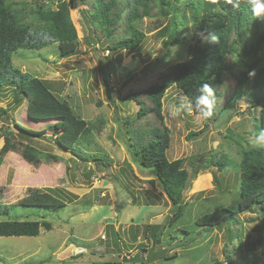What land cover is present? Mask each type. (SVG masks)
I'll return each instance as SVG.
<instances>
[{"label":"rangeland","instance_id":"1","mask_svg":"<svg viewBox=\"0 0 264 264\" xmlns=\"http://www.w3.org/2000/svg\"><path fill=\"white\" fill-rule=\"evenodd\" d=\"M79 1L74 0L76 5L70 9L79 37L72 55L61 57L58 43L52 42L40 49L20 48L13 55V64L45 80L53 92L70 102L75 115L90 122L92 134L80 139L83 147L91 153L108 154L112 165L98 171L94 162H83L60 148L50 135L54 120L31 121L28 100L17 104L16 89L1 86L0 108L7 112L0 115V148L6 142L4 129L10 128L14 135L9 138L12 148L0 165V203L9 205L10 215H0V220L45 219L53 228L42 227L37 236H0V264H230L227 257L233 264H251L256 255L264 261V242L258 239L262 222L256 212L239 213L241 223L231 225L233 240L226 226L199 233L202 228L193 225L200 214L220 203L236 205L239 174L235 164L242 157V146L261 144L252 135L257 112L245 93L257 92L253 77L242 88L241 98L220 113L241 88L239 76L249 71L251 59L243 46L236 41V53L228 56L231 68L215 88L217 97L210 98V119L195 113L176 85L165 92L169 159L184 158L190 174L205 160L216 161L222 155L231 163L224 170L217 164L201 167L184 192L186 214L173 225H155L162 242L153 247L152 238L143 235L145 225L165 223L173 210L155 169L142 166L130 145L135 143V129L146 139L149 129L162 125L154 111L136 118L142 105L127 96L160 82L162 73L188 58L186 43L165 47L161 29L169 18L154 10L138 23L146 33L138 49H109L114 41L89 22L87 7L93 0L87 5ZM50 4L47 0H14L13 7L21 11L22 20L36 27L44 23L37 20L38 7ZM192 30L190 24V35ZM122 31L118 29L116 35ZM138 99L152 107L144 93ZM127 117L136 119L130 127L125 123ZM192 132L197 134L190 138ZM27 144L39 152L37 163L24 157ZM47 188L57 189L67 200L62 209L18 204L33 190ZM187 239L194 242L186 244ZM140 244L147 250L139 249ZM139 254L141 258H137ZM150 254L152 258L147 260Z\"/></svg>","mask_w":264,"mask_h":264},{"label":"trees","instance_id":"2","mask_svg":"<svg viewBox=\"0 0 264 264\" xmlns=\"http://www.w3.org/2000/svg\"><path fill=\"white\" fill-rule=\"evenodd\" d=\"M47 1L51 2L49 6H40L37 10V20L44 23L33 27L22 20L21 11L13 7L14 0H0V87L5 85L15 88L17 104L28 100L27 116L31 121L54 120L50 124V135L60 148L71 151L83 162H94L95 170H103V167L112 165V158L106 153L86 151L80 141L91 136L90 122L75 115L70 102L53 92L45 80L23 72L13 64V55L20 48L40 49L56 42L61 57L70 56L77 50L79 37L70 14V9L76 5L74 0ZM79 2L88 4V0ZM154 10L164 18H169L161 29V34L165 36V47L186 43L188 58L162 73L160 82L140 91L151 100L152 107H145L138 99L140 92L127 96L142 105L136 118L141 119L154 111L161 122L162 128L149 129L146 139L140 129H135V143L130 146L142 166L155 169L173 210L165 223L146 224L143 235L146 239L152 238L153 247L161 244L155 225H173L186 214L184 192L191 178H196L201 167L208 169L217 164L220 170H224L231 163L226 155H222L216 161L211 159L208 163L205 160L190 174L184 158L169 159L167 150L171 135L164 120L163 97L170 87L176 85L188 97L193 111L210 119L213 109L210 98L217 97L215 88L223 73L231 68L228 56L236 53V41H239L243 52L250 56L249 71L239 76L241 88H237L220 113L228 108L230 102L241 98L242 88L253 77L257 92L247 90L245 93L251 96V107L257 112L252 135L261 144L248 143L242 146V157L235 164L239 174V199L236 205L220 203L214 209L200 214L193 225L202 228L199 233L216 226H226L230 232L229 239L233 240L235 232L231 225L241 223L239 213L254 211L262 222L258 239L264 242V0H93L92 6L87 7L89 22L94 23L96 28H102L103 34L114 41V44L108 45L113 50L138 49L146 38V33L138 23L151 16ZM190 24L193 26L191 35ZM118 29L123 31L116 35ZM6 112V108H0V115ZM134 120L127 117L125 123L130 127ZM16 125L22 131L30 132L23 124ZM196 134L192 132L189 136L191 138ZM4 135L6 142L0 148V165L5 153L12 148L9 138L14 133L7 128L4 129ZM23 155L33 163L39 161V152L31 145H25ZM114 178H119V175H114ZM66 201L57 189L47 188L33 190L18 204L48 207L57 211L66 205ZM0 215H10L8 204L0 203ZM42 227L51 230L53 225L45 219L0 220V236H37ZM237 230L240 231L239 228ZM193 242V239H187L185 243ZM139 249H145L144 244H140ZM140 254L137 258H141ZM151 254L147 260H151ZM256 257L252 258L251 264H264ZM227 258L233 264L230 257Z\"/></svg>","mask_w":264,"mask_h":264},{"label":"crops","instance_id":"3","mask_svg":"<svg viewBox=\"0 0 264 264\" xmlns=\"http://www.w3.org/2000/svg\"><path fill=\"white\" fill-rule=\"evenodd\" d=\"M83 250V249H82Z\"/></svg>","mask_w":264,"mask_h":264}]
</instances>
